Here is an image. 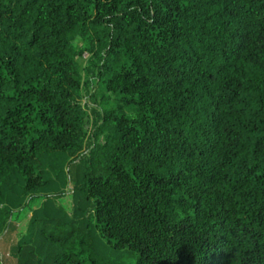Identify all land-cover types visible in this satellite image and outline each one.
I'll use <instances>...</instances> for the list:
<instances>
[{
	"label": "trees",
	"instance_id": "16d2710c",
	"mask_svg": "<svg viewBox=\"0 0 264 264\" xmlns=\"http://www.w3.org/2000/svg\"><path fill=\"white\" fill-rule=\"evenodd\" d=\"M39 200L14 264H117L86 227L134 264H264V0H0L1 238Z\"/></svg>",
	"mask_w": 264,
	"mask_h": 264
},
{
	"label": "rangeland",
	"instance_id": "374dc122",
	"mask_svg": "<svg viewBox=\"0 0 264 264\" xmlns=\"http://www.w3.org/2000/svg\"><path fill=\"white\" fill-rule=\"evenodd\" d=\"M75 44L78 48H83V43L80 40H76ZM94 92L96 94V106L105 108L114 106L116 104L115 99L111 95H109V97L111 98L105 99L103 97V99L101 98L102 93L100 90L95 89ZM56 188L57 192L63 193V196L57 199L56 203L60 205L68 214H71L73 209V201L72 196L70 194V187L64 180V178L56 183ZM41 201L42 200L33 202L32 204L26 207L18 206L15 208V210H18L19 212L16 221V229L7 237L1 238L0 236V264H4V261H6L7 264H14L15 258L13 255H11V253H13L12 251L14 248L20 245L21 237L26 233L30 212L38 208L40 206ZM85 231L90 233L92 248L98 255L105 257L117 264H134L136 259L135 254L128 252L127 250H116L112 248L105 240H102L98 235L94 234L89 227H86ZM22 245V252L25 250V248H27L28 245L33 247V244L28 242L27 244L25 243V245Z\"/></svg>",
	"mask_w": 264,
	"mask_h": 264
}]
</instances>
